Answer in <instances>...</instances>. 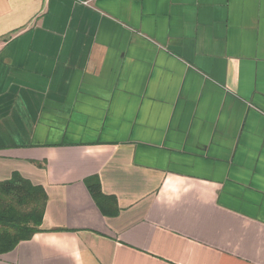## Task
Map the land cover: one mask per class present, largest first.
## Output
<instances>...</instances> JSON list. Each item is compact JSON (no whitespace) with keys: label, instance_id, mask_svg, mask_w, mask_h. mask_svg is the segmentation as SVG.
Wrapping results in <instances>:
<instances>
[{"label":"crops","instance_id":"crops-1","mask_svg":"<svg viewBox=\"0 0 264 264\" xmlns=\"http://www.w3.org/2000/svg\"><path fill=\"white\" fill-rule=\"evenodd\" d=\"M14 172L48 199L0 264H264V0H0Z\"/></svg>","mask_w":264,"mask_h":264},{"label":"trees","instance_id":"trees-1","mask_svg":"<svg viewBox=\"0 0 264 264\" xmlns=\"http://www.w3.org/2000/svg\"><path fill=\"white\" fill-rule=\"evenodd\" d=\"M86 184L104 214L118 213L116 198L102 192L98 177H90ZM47 199L44 187L33 184L19 172L0 181V254L13 250L20 241L40 231Z\"/></svg>","mask_w":264,"mask_h":264}]
</instances>
